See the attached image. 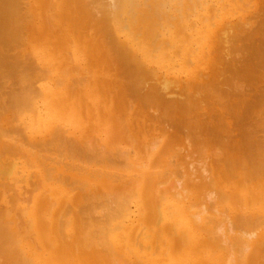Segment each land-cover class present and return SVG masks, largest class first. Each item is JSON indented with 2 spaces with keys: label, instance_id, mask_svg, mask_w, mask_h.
<instances>
[{
  "label": "bare ground",
  "instance_id": "6f19581e",
  "mask_svg": "<svg viewBox=\"0 0 264 264\" xmlns=\"http://www.w3.org/2000/svg\"><path fill=\"white\" fill-rule=\"evenodd\" d=\"M231 1L233 0H211L212 4L208 6L210 0H32L31 13H28V7L24 6L26 0H0V48L8 50L13 47L17 50L24 46L21 51L19 50L20 53L18 52L22 60L17 57L11 59L7 52L0 50L2 62L0 66H17L22 62L28 63L27 67L37 72L29 85L23 84L20 90L13 91L10 103L25 110L28 108L31 112L34 108L37 111L35 100L44 96L48 107V112L46 111L45 114L44 111L43 113L38 111L39 116L46 122L45 130L30 125L31 122L27 119L20 121L18 116L21 114H10L9 117L5 116L4 111L3 117H0L2 118L0 120L2 122L0 123V252L6 256V264H183L184 257L194 264H264L262 250L264 248V138L263 140L258 138L259 141L253 140L254 142L249 141L252 142L250 147L254 152L248 154L242 141L239 142L236 133H233L236 132L234 128L238 126L234 127L233 120L229 119V116L236 120L247 117L252 111L248 113V108L259 105L263 108L262 113H259L260 109H256L255 112L259 115L252 108V113L258 116L259 122L257 123L254 118L256 115L251 120L256 121L254 123H257L255 124L258 125L257 127L264 129V91L257 94L256 100L249 99L247 95L244 100L240 95L243 97L245 91L240 89L231 93L227 90L225 98L228 100H222L219 94L222 101L216 102L224 103V107H227L224 111L217 106L218 104L213 105V101L212 103L205 100L206 97L202 96V94L205 96V92L201 91L208 86L207 84L213 86L215 79L216 81L221 79L231 56L230 39H234L241 30L248 28L252 23L249 20L242 21V16L239 17L240 20L233 18L234 13L238 14L240 8L235 4L230 7ZM246 3L248 4L247 1L245 5ZM200 9L206 11L203 21H211V24L213 22L219 28L216 32L219 31V34H216L217 39L214 40L218 43L217 47L214 45L216 48L213 49L214 58L213 50H209V45L205 44L208 40L204 39L205 45L203 48L200 47L204 40L196 42L197 31L192 33L189 29V26L193 25L189 17H193ZM199 16L202 17L201 14ZM204 25L201 35H211V29L205 31L209 24ZM80 28L90 30L89 44L79 51L86 65L84 68L82 64L71 65L75 51L70 49V44L73 34L78 33L77 30L79 31ZM54 30L56 44L52 46L43 44L45 36L50 34L54 36ZM92 42L95 43L91 44ZM215 42L213 43L216 44ZM26 43L30 46L25 47L28 45ZM51 52H55L54 58L59 57L58 61L56 60L57 65L56 62L53 63L54 58H50L51 56L46 58L47 53ZM98 58H103L107 65L105 69L115 67L119 73L123 72L128 78L130 77L132 81L130 85L134 91L140 93L143 103L157 107L156 111L154 110L156 113L157 109L161 108L162 115L168 119L180 117L178 120L181 121L177 125L181 126L182 130L186 131V125L195 123L192 128L191 125L187 126L195 132L194 136L202 138L201 134L211 132L212 127L215 136L219 135L218 131H224L226 136L230 138L234 136L232 139H235L229 141L231 142L228 143L229 145L226 144L223 153H217L212 157L203 156L204 158L201 155L203 162L209 160V163L208 165L205 163L202 172L197 162L199 169L195 164H193L195 167L192 165L191 169L193 171L195 168V178L198 179L194 180L192 179L194 176H191L194 174L188 171H191L190 163L195 159L191 158L193 161L190 162V157L188 159L186 157L188 155L185 154L184 157L187 158L185 160L189 161L187 166L189 168H186L188 171L182 172L183 167L178 163V167L181 166V170L179 169L181 172H178L182 177L176 176L177 162L182 161L181 152L186 149L192 157L198 153L196 146L194 147L196 141L190 139L189 133L181 143L180 149H184L182 151L178 150L179 147L170 149V146L165 145L169 141L167 139L169 135L166 133L160 134L159 137L154 136L151 140H146L145 137L143 143H137L131 134L136 142L132 144L134 147L129 145L131 147L127 148L125 143L132 139L130 135L128 136L131 131H128L124 122L128 116L122 117L123 119L119 116L120 118H116L106 132L105 145L98 143L101 141L100 137H93L92 134L97 131L93 123L87 127V133L80 132V135L69 136L65 128L58 126V121L77 128L80 117L78 112L86 108L90 113L105 110L100 101L95 100L98 97L95 93L92 98L96 105L93 106L82 105L72 100L75 94L80 96L81 91L86 94L94 92L92 88H78L80 80L74 76V73L80 74L87 67L92 69ZM198 64H207L209 72L201 71L196 66ZM105 69H103L104 76L107 71ZM70 73L73 75L70 77L71 81L68 80ZM190 73L199 75L193 76ZM90 74L88 76L90 80H98V74L94 77ZM185 74L191 76V78L186 77L187 81L182 77ZM201 74L205 76L202 77ZM259 74L256 73V76L261 78L262 75ZM46 79L54 81L56 85L40 82L47 81ZM246 79L250 80V78ZM72 81L74 84H68L65 88L67 82ZM261 82L262 79L258 83L263 86ZM253 83H257V80ZM240 84H242L241 80ZM234 85L236 87L239 84ZM238 87L241 88L240 85ZM252 91L254 93V90ZM248 95L250 96V93ZM214 96L216 95H213V98ZM237 98L242 100L238 102L235 100ZM206 101L211 102L212 105L206 106ZM129 103L131 108L133 104ZM4 107L5 105L0 103V112ZM72 113L76 118L71 117ZM185 113L190 115L184 118ZM100 115H96L93 122ZM220 115L222 117L220 122L224 120V124L217 129L214 120ZM242 126L248 127V125ZM253 129H249L252 134L248 130V133L244 131L248 138L257 132V129ZM261 133L264 134V131ZM226 142L224 140L223 143ZM58 144L71 147L69 149L72 157L58 154L61 151L52 153V147ZM202 145L204 144L199 141L200 150L208 143ZM66 146H64L65 150ZM205 149L209 148L205 146ZM169 150H173L174 157L169 155L166 158ZM204 150L202 153H207V150ZM200 152L199 154H202ZM132 155L135 158H132ZM142 157L147 164L136 162ZM176 157L181 159L178 161ZM158 160L161 162L157 167H162V170L153 171L156 167L154 164ZM110 167L117 170H111ZM26 169H36V171H29L30 173L26 174ZM70 169H77L78 173H66ZM118 169L130 172L119 173ZM196 171L199 175L204 172L206 178L207 173L212 176L208 177L210 178L208 181H205L208 178H204L205 180L202 179L204 181L200 182L201 176ZM155 173L158 175L153 177L152 174ZM49 181L53 183H48L49 188L44 191L43 187ZM56 183L62 184L63 187L50 186ZM181 183L184 185L182 186ZM201 187L208 191L204 192L203 196L198 195L197 189ZM108 190H112L111 193L107 192ZM187 192L198 201H191V204L182 201L192 199L186 195ZM196 193L198 197H194ZM2 199L4 201H1ZM133 199H137L139 203L140 215L137 219L135 210L129 206ZM204 199H207L206 203L203 202ZM208 199H219L224 204L227 203L238 209L224 206L220 210L217 208L219 204L216 206L214 203L209 207ZM56 204L59 205V210L54 208ZM224 204L220 203V207ZM162 206L165 208L162 209ZM117 219H123L121 226H118V223L117 227L108 224ZM71 228L74 231L69 234ZM150 248L151 250L153 248L152 254L147 252Z\"/></svg>",
  "mask_w": 264,
  "mask_h": 264
},
{
  "label": "rangeland",
  "instance_id": "374dc122",
  "mask_svg": "<svg viewBox=\"0 0 264 264\" xmlns=\"http://www.w3.org/2000/svg\"><path fill=\"white\" fill-rule=\"evenodd\" d=\"M27 1H28V3H27ZM236 2H234V0L233 1H231L230 2V7H231V5L232 6H234V4L235 5H239V8H240V11H238V14H236V13H234V15H233V18L235 19H239L240 20V18L239 17H241V20L242 21H244V20H249V21H252V23H251V25L250 26H248V28L246 27L245 29H243V30H241V32L238 34V36H235L234 37V39L232 38V39H230V43H229V53H230V58H229V60H228V65H230V66H226V68H225V70H224V75H222L221 76V79H219L220 80V82H219V80H217L216 81V79H215V81H214V84H213V86H211V85H209V84H207L208 86H206V87H204L201 91H202V93H204L205 94V96L202 94V96H203V98L204 97H208V99H206V98H204L205 100H209V101H213L212 103H213V105H217L221 110H226L227 109V107L225 108L224 107V103H221L220 101H219V103H216V102H218L217 100H221L220 99V95H221V98H222V100L223 99H226L225 98V96H226V92H231V93H234L235 91H240V89L241 90H243V92H244V96L242 97L241 95H240V98H243L244 100H245V98H246V95H247V97L249 98V99H251V98H255V100H256V97L258 98V93H260L261 91H264V77H263V75L264 74H262V73H264L263 71H264V0H251L250 2H249V0H235ZM248 2V6L247 5H245V2ZM256 1V2H255ZM31 2H32V0H26V5L24 4V6H26V7H28L27 9H28V13H31ZM252 2H253V4L254 5H252ZM255 3L257 4V5H255ZM258 3H260V5L258 4ZM208 4V6H210L212 3H211V0H210V3L208 2L207 3ZM252 5V6H251ZM30 8V9H29ZM259 8V9H258ZM26 9V10H27ZM236 10H237V8H236ZM203 11V12H202ZM204 11L205 10H202V9H200L199 11H197V12H195V17L193 16H191V17H189V21L191 22V21H193V25H191V26H189V29H191V31H192V33H193V31H197V33L200 35H198V34H196V36H195V38H196V42L198 41V42H201V41H203L204 39H206V40H208V41H206L205 42V40L201 43V45H200V47H202L203 48V45H205V44H208L209 45V50H213V49H215L216 50V48H214V45H216V47H217V42H215L214 40H215V38L217 39V35L219 34V31H218V33H216L217 32V30H219V28H217V26L215 25V24H213V22H212V24L209 22H205V21H203V16H205L206 15V11H205V13H204ZM199 12H200V14L202 15V17L201 16H199L200 14H199ZM256 12V13H255ZM253 13H255V14H253ZM198 14V15H197ZM253 15H257L256 17L255 16H253ZM245 16V17H244ZM250 16H252L253 18L251 19V17ZM193 18H194V20H193ZM199 18V19H198ZM201 18H202V22H201ZM245 18V19H244ZM251 20H250V19ZM227 20H229V19H227ZM195 21V22H194ZM25 22H26V20H25ZM201 24H200V23ZM206 25V24H209V25H207L206 26V32L208 31V29H211V31H212V34L211 35H207V36H205V34H204V36H203V34L201 35V31H202V27H203V25L204 24ZM203 24V25H202ZM188 25H190V24H188ZM197 25V26H196ZM204 25V26H205ZM259 25V26H258ZM261 25V26H260ZM192 26H193V28H192ZM200 26V27H199ZM251 27V28H250ZM253 27V28H252ZM201 28V29H200ZM204 28V27H203ZM258 28V29H257ZM254 29V30H253ZM41 31L43 30V24L41 25V29H40ZM70 30H72V29H70ZM69 30V31H70ZM77 30V29H76ZM75 30V31H76ZM259 30H261V31H259ZM204 31V30H203ZM254 31V32H253ZM77 32L78 33H74L73 34V38H72V42H71V44H70V49H73L75 52H74V56H73V63L71 64L72 66H77V65H79V64H82V66H83V68L86 66L85 64H84V59H83V57H82V53H79V51L80 50H82L85 46H87L88 44H89V41H90V36H89V33H90V30H82L81 28H80V30L78 31L77 30ZM81 32H82V34H81ZM206 34H208V33H206ZM217 34V35H216ZM83 35V36H82ZM261 35V36H260ZM210 36V37H209ZM212 36H213V38H212ZM202 39V40H200V38ZM202 37H205V38H202ZM257 37V38H256ZM46 38V39H45ZM210 38V39H209ZM50 39V40H49ZM257 39V40H256ZM52 40V41H51ZM83 40V41H82ZM209 40H211V41H209ZM24 41H26V39L24 40ZM48 41V42H47ZM232 41V42H231ZM238 41H240V42H238ZM260 41V42H259ZM50 42V43H49ZM56 42H57V40H56V37H55V30H54V36L52 37V35L50 34V35H47V36H45L44 37V40L42 41V43L43 44H46V45H49V46H52V45H55L56 44ZM204 42H205V44H204ZM213 42H215L216 44H214ZM236 42H238V43H236ZM95 42H92L91 44H94ZM194 44H195V42H193ZM213 43V44H212ZM16 44V43H15ZM26 44H28V45H25V47H28V46H30V44L29 43H26ZM236 44V45H235ZM240 44V45H239ZM197 45H199V44H197ZM24 47V46H23ZM23 47H21V48H23ZM256 47V48H255ZM19 48V47H18ZM21 48L20 49H14L13 47H12V49H5V48H0V50H4V52H7L6 54L11 58V59H15L16 57L18 58V59H21L22 60V57H21V55L19 54L20 53V51H21ZM232 49V51H231V49ZM259 50H258V49ZM20 50V51H19ZM215 50H213V53H212V57L214 58V56H213V54H215ZM221 50V49H220ZM252 52H251V51ZM8 51H10L9 53H8ZM222 51V50H221ZM244 51V52H243ZM246 51V52H245ZM19 52V53H18ZM235 52H238V53H235ZM12 53H14V54H12ZM18 53V54H17ZM19 55V56H17V55ZM48 55H46V58L47 57H50V58H54V55L56 56V54H55V52L53 53V52H51L50 54L49 53H47ZM216 54H218V53H216ZM85 55H86V52H85ZM238 55V56H237ZM91 56V55H90ZM87 57V56H86ZM56 58V59H55ZM54 59H53V63H55L56 62V65H57V61H58V59H59V57H55ZM208 58H209V56H208ZM239 58V59H238ZM258 59H260V60H258ZM57 60V61H56ZM74 60H75V62H74ZM77 60V61H76ZM236 60H237V63L239 64H237L236 63ZM242 60V61H241ZM103 62V64H102V62ZM239 61V62H238ZM246 61V62H245ZM97 62V63H96ZM229 62H234V63H232V64H229ZM241 62V63H240ZM0 63H2L1 61H0ZM98 63L100 64V65H98ZM27 64L28 63H22V62H20V64L19 65H17V66H11V67H5V66H0V82H1V86H0V91L3 93V94H1V92H0V103H3L4 105H5V107L2 109V113L0 112V117H3V112H4V114H5V116H9V117H11L10 116V114L12 115V114H14V115H19V114H21L20 116H18L19 117V120L21 121V120H23V119H27L29 122H31V124L30 125H33L34 127H36V128H41L42 130H45V126H46V122L44 121V119L41 117V116H39V114H38V111H44V113L43 114H45V112L47 111L48 112V107L46 106L47 104H46V100H45V98H44V96H42V97H40V98H38V99H36L35 100V102H37V105H36V107L38 106V109H37V111H36V109L34 108V111L32 110V112L30 111V110H28V108L25 110L24 108H22V107H18L17 105H14V104H11L10 103V97L13 95V91H16V90H20V87L22 88L23 87V84H24V86H26V85H29L30 84V82H31V80H32V78L34 79L35 78V76H36V74H37V72H36V70H34V69H32V68H28L27 67ZM207 64H208V62H207ZM207 64L206 65H200V64H198V65H196L197 67H199L200 69H201V71H204L205 73H208L209 71H208V66H207ZM241 64V65H240ZM247 64V65H246ZM98 65V66H97ZM234 65V66H233ZM236 65V66H235ZM238 65V66H237ZM99 66H100V68H99ZM106 63L103 61V58H98L96 61H95V64H93V67H92V69H89L88 67H87V69H84L80 74L79 73H74V76H77L78 77V79L80 80L79 81V83H78V88H80V89H85V88H89V89H91L92 88V90L94 91L93 93H91V94H86V93H84V92H82L81 91V93H80V96H77V94H75V96H73L72 97V100H74V101H76V102H78V103H80V104H82V105H90V104H92V106L93 105H96V104H94L95 103V100H98V101H100V103H101V106H103V108H105V110H104V112H96V113H90L89 112V109H84L82 112H78V116H80V117H78V119H79V123H77V128H75V127H73L72 125H70V124H68V123H63V122H57L58 123V126L59 125H61V127H63V128H65L67 131H68V134H69V136H71V135H74V134H79L80 135V132H83V133H87V131H88V128L87 127H89L90 125H91V123H93V124H95V126H96V130L97 131H95L92 135H93V137H100L101 138V141L100 142H98L100 145H105L106 144V142H105V139H106V137H107V133L106 132H108V130H109V128L113 125V123H114V121L116 120V118H120L119 116H121V118L123 117H125V116H128V119L127 120H125L124 122L126 123V128L128 129V131L130 132V134L128 133V136L130 135L131 136V134H132V136L136 139V141H137V143H143V139L145 138L146 140L148 139V140H151V139H154V136H161L163 133L165 134H168L169 136L167 137V139L169 140V141H167V143L165 144L166 146L168 145V146H170L171 148L170 149H173V148H175V147H179L178 148V150L180 151H182V150H184V149H180L181 148V143L182 142H184L185 141V138L187 137L186 136V134H188V136H191L190 137V139L192 140V141H196V142H194V143H196V144H198L199 145V141H200V143H202V144H206V143H208V145H205V146H207V148H209L208 150H210V151H208L207 149H205V146L204 145H202V146H204V148L202 149V150H200L199 148V146L198 145H194V147L196 146V151H198V153L194 156V157H192L191 155H190V152L189 151H187L186 149L183 151V152H181V153H183L182 155L183 156H181V158H182V163L179 161L181 158H179L178 159V157H176V160H178L179 162H177L176 160V162H177V164L179 163L183 168H181V166L180 167H178L179 166V164L177 165V167H176V170H177V173H176V176H178V177H182V174H180V172L182 171V172H185L184 170H186V168H189V167H187L188 166V163H189V161L190 162H192L194 159L196 160H194L195 161V163H190L191 164V166H190V168H189V170H191V171H188V169L186 170V171H188L189 173H193L194 175H191V176H194V178H192V179H197V178H195V168L193 169V171H192V169L191 168H193L192 167V165L193 164H195L196 165V162H197V164H198V166H201V168H200V172H202L201 171V169H202V167L203 166H205V163H206V165H208L207 163H209L208 161V159H206V160H208V161H206V162H203V156H215L217 153H223L224 151H225V147H227V145H229L228 143H231L232 142V140H234V139H232L233 137L231 136V138L227 135L226 136V133L224 132V131H222V132H220V131H218V133H219V135L218 136H215L213 133H212V131H214V129L211 127V132L209 131V132H207V133H204V134H201V133H198V134H201V137L202 138H200V136H194L195 134H193V133H195L191 128L192 127H194L195 126V123H193L194 125H191V124H188V125H186V131H184V130H182V127L181 126H179V125H177L178 123H179V121H181V120H178L180 117H178L177 119H176V116L175 117H173V119H168L167 117H165V115H162V109L160 108V109H157L158 110V112L156 113L155 111H156V108L157 107H150L149 105H147V104H145V103H143V101L141 100V96H140V93L139 92H135L134 91V88L130 85V83L132 82L131 81V78L129 77H127V75L126 74H124L123 72L122 73H119L118 72V70H116V68L115 67H109V69L107 70V69H105L106 68ZM203 66V67H202ZM250 66V67H249ZM253 66V67H252ZM39 67V66H38ZM235 67V68H234ZM234 68V69H233ZM237 68V69H236ZM255 68V69H254ZM263 68V69H262ZM16 69H18V71L16 70ZM103 69H105V70H107L106 72H105V74H106V76H104L103 75ZM249 69V70H248ZM27 70V71H26ZM31 70V71H30ZM246 70V71H245ZM26 71V72H25ZM97 71V72H96ZM36 72V73H35ZM92 72V73H91ZM228 72H229V74H231V75H229L228 74ZM248 72V73H247ZM251 72H253V73H251ZM19 73V74H18ZM90 75H92L93 77L96 75V74H98V80H96V81H94V80H90L89 78H88V76H89V74ZM102 73V74H101ZM189 73V72H188ZM239 73H242V74H239ZM256 73H260L259 74V76H261L262 75V77L260 78H258L257 76H256ZM76 74V75H75ZM102 75V78H101V75ZM191 74V73H190ZM197 74V75H196ZM249 74V75H248ZM250 74H252V75H250ZM191 75H196V76H198L199 74L198 73H192ZM202 75V74H201ZM204 75V74H203ZM203 75H202V77H203ZM253 75H254V77H253ZM73 75L70 73V75H69V78H68V80L69 81H71V78L70 77H72ZM117 76V77H116ZM205 76V75H204ZM211 76H215V75H211ZM241 76H243V77H241ZM248 76V77H247ZM26 77V78H25ZM182 77H184V79L186 80L187 78L186 77H190L191 78V76H188L187 74H185V75H183ZM234 78V80H233V78ZM250 78V80L249 79H246V78ZM9 78V79H8ZM100 78V79H99ZM189 78V79H190ZM223 78V79H222ZM237 78V79H236ZM254 80H253V79ZM258 78V79H257ZM103 81H102V80ZM183 79V80H184ZM236 79V80H235ZM252 79V80H251ZM257 80V83H258V81H259V83H260V80L262 79V82H263V86H262V84H257V83H253V81H255L256 82V80ZM260 79V80H259ZM24 80V81H23ZM47 81H45V80H41L40 82L41 83H44V82H47V83H50L51 85H56V83L54 82V81H52V80H48V79H46ZM105 80V81H104ZM127 81V83H128V85H126L127 83H125L126 81ZM184 80V81H185ZM188 80V79H187ZM186 80V81H187ZM233 80V81H232ZM240 80H241V83L243 84H240ZM244 80V81H243ZM246 80V81H245ZM27 81V82H26ZM29 81V82H28ZM43 81V82H42ZM51 81V82H50ZM203 81H205V80H203ZM203 81H201V82H203ZM239 81V82H238ZM8 82V83H7ZM17 82V83H16ZM54 82V83H53ZM99 82V83H98ZM222 82H224L223 84H222ZM238 82V83H237ZM243 82H245V84L243 83ZM261 82V83H262ZM47 83H44V84H47ZM72 83V84H71ZM83 83H85V84H83ZM219 83V84H218ZM249 83H250V85H249ZM5 84V85H4ZM68 84L69 85H73L74 83H73V81L72 82H67V84L65 85V88L68 86ZM217 84V85H216ZM225 84H226V86H225ZM234 84H239L240 86H241V88L240 87H238V86H236L235 87V85ZM246 84H248V85H246ZM253 84H255V86L253 85ZM21 85V86H20ZM43 85V84H42ZM126 85V87H124ZM216 85V86H215ZM223 85V86H222ZM228 85V86H227ZM245 85V86H244ZM257 85H258V87H257ZM15 86V87H14ZM61 86H64V85H61ZM61 86H59V87H61ZM131 86V87H130ZM220 86V87H219ZM229 86H231V87H229ZM243 86V87H242ZM251 87V88H249V87ZM253 86V87H252ZM125 89H124V88ZM225 87V88H224ZM234 87L236 88V90L234 89ZM255 87V88H254ZM259 87H261V89H259ZM219 88V89H218ZM231 88V89H230ZM243 88V89H242ZM246 88H247V91H246ZM258 88V89H257ZM129 89V90H128ZM207 89H209V90H207ZM211 89V90H210ZM212 89H214V90H212ZM221 89H223V90H221ZM258 90V92H256V90ZM5 90H6V92H5ZM228 90V91H227ZM231 90V91H230ZM252 90H254V93H253V91ZM80 91V90H79ZM128 91V92H127ZM200 91V92H201ZM210 91V92H209ZM212 91V92H211ZM234 91V92H233ZM92 92V91H91ZM134 92V93H133ZM219 92V93H218ZM97 94L98 95V97H97V99H93L92 98V95L93 94ZM126 93V94H125ZM131 93V94H130ZM137 93V94H136ZM223 93V94H222ZM224 93H225V95H224ZM250 93V96L248 95V94ZM200 94V93H199ZM200 94V95H201ZM211 94H212V96H211ZM220 94V95H219ZM199 95V96H200ZM213 95H216V96H214L215 98H213ZM202 96H200V97H202ZM228 96V95H227ZM137 97V98H136ZM216 97L218 98V99H216ZM228 97H230V96H228ZM239 97V96H238ZM245 97V98H244ZM84 98V99H83ZM135 100H134V99ZM213 98V99H212ZM240 98H237V99H235L236 101H241V100H239ZM2 99V100H1ZM82 99V100H81ZM204 99H203V102H205L204 101ZM215 99V100H214ZM42 100V101H41ZM71 100V101H72ZM111 100V101H110ZM221 100V101H222ZM226 100H228V99H226ZM70 101V102H71ZM209 101H206V106H210V105H212V103L211 102H209ZM8 103V104H6V103ZM129 102H132V107L130 108V103ZM134 102V103H133ZM139 102V103H138ZM40 103V104H39ZM45 103V104H44ZM216 103V104H215ZM221 103V105H219ZM40 105V106H39ZM45 105V106H44ZM113 105V106H112ZM222 105H223V107H222ZM114 107V108H112V107ZM222 107V108H221ZM257 107V108H256ZM255 108H253V106L252 107H250V108H248V113L250 112V110H252L253 111V109H255L254 110V112L256 111V109H260V111H259V113H262V107L260 108V106L259 105H257ZM253 108V109H252ZM12 110L11 111V113H10V110ZM141 109H142V111H141ZM8 110V111H7ZM20 110V111H19ZM24 110H25V112H24ZM150 112H149V111ZM155 110V111H154ZM17 111V112H16ZM23 111V113H21ZM35 111H36V113H35ZM252 111L249 113L251 116H249V114H248V118L245 116L244 118H240V119H238V120H236V118H233V117H231V116H229V119L230 120H233L232 122L234 123V127H237V128H234V131H236V132H233V133H236V135H237V140H240L239 142H241L242 141V145H243V147H244V149H245V151L248 153V154H252L253 152H254V149L252 148V147H250V143H252V142H254V141H259V139L260 140H263V138H264V134L263 133H261V132H263L264 131V129L263 128H260V127H257L255 124H257L259 121V119H258V116L257 115H259V114H257L256 112V114L255 113H252ZM162 112V113H161ZM8 113V114H7ZM100 113H101V115H100ZM103 113V114H102ZM159 113H161V114H159ZM111 114V115H110ZM13 115V116H14ZM24 115H25V117H24ZM99 116L100 115V120H99V118L98 117H96L97 119H96V121L95 122H93V120H94V117L95 116ZM184 115V116H183ZM182 116L185 118V116H188V115H190V114H183ZM254 115H256L255 117H254ZM104 116L106 117V118H104ZM158 116L160 117L159 119H158ZM71 117L73 118H76L75 117V115L72 113L71 114ZM141 117V118H140ZM162 117V118H161ZM228 117V116H227ZM251 117V118H250ZM256 119V121H257V123H254V122H256L255 120L254 121H252L251 119H254V118ZM257 117V118H256ZM22 118V119H21ZM122 118V119H123ZM220 118H222L221 117V115L220 116H218V120L215 118V120H214V124L215 125H217L216 126V128L217 129H219V126H221L222 124H224V120H222V122H220L221 120H220ZM232 118V119H231ZM250 118V121L248 120ZM2 118H0V120H1ZM42 119V120H41ZM247 119V120H246ZM143 120V121H142ZM172 120V121H171ZM174 120V121H173ZM242 120H244V121H242ZM98 121V122H97ZM168 121V122H167ZM242 121V122H241ZM81 122V123H80ZM144 122V123H143ZM166 122V123H165ZM238 122V123H237ZM0 123H2V122H0ZM34 123H35V125H34ZM103 123V124H102ZM143 123V124H142ZM164 123H165V125H164ZM163 124V125H162ZM172 126H171V125ZM220 124V125H219ZM244 125V126H247L248 125V127H243L242 125ZM1 125V124H0ZM3 125H4V123H3ZM2 125V126H3ZM102 125V126H101ZM106 125H108V126H106ZM190 125H191V128H189L190 127ZM208 125V124H207ZM213 125V124H212ZM242 127H241V126ZM165 126H167V127H165ZM187 126H189L188 128H187ZM241 127V128H240ZM68 128V129H67ZM107 130H106V129ZM169 128H172L171 130H169ZM243 128H244V130H243ZM248 128V129H247ZM251 128L253 129V130H256L257 129V132H255L251 137H247V135H246V133H248V131H249V129L251 130ZM70 129V130H69ZM245 129H247L246 131H245ZM176 130V131H175ZM225 130V129H224ZM262 130V131H261ZM104 131V132H103ZM142 131V132H141ZM239 131V132H238ZM246 133H245V132ZM74 132V133H73ZM249 132H251V134H252V131H249ZM97 135H96V134ZM182 133V134H181ZM209 133V134H208ZM210 133H212L213 135L211 136V134ZM222 133V134H221ZM225 133V134H224ZM260 133V134H259ZM161 134V135H160ZM197 134V135H198ZM258 134V135H257ZM263 134V135H262ZM222 135V136H221ZM254 135H256L255 137H254ZM102 136H103V138H102ZM129 136V137H130ZM132 136H131V138H132ZM182 136H184V138L182 137ZM194 136V137H193ZM213 136H215V138L213 137ZM224 136V137H223ZM240 138H239V137ZM245 136V137H244ZM258 136V137H257ZM262 136V138H260ZM141 137V138H140ZM195 137H197L196 139H195ZM223 137V138H222ZM226 137H228V138H226ZM105 138V139H104ZM134 138H132V139H129L130 141H132V143L129 141V142H126L125 143V145H126V147L128 148L129 147V145H131L132 146V144L134 145V143L136 142L135 140H134ZM141 139V141H140V139ZM157 138V137H156ZM217 138V139H216ZM226 138V139H225ZM254 138V139H253ZM259 138V139H258ZM202 139V140H201ZM214 139V140H213ZM216 139V140H215ZM231 139V140H230ZM146 140H144V141H146ZM190 140V141H191ZM221 140V141H220ZM224 140L225 141H227L226 143H223L224 142ZM247 140V141H246ZM252 140V142H249V141H251ZM254 140V141H253ZM27 141H28V139H27ZM198 141V142H197ZM215 141H216V143H215ZM229 141H231V142H229ZM205 142V143H204ZM105 143V144H104ZM127 143H130V144H128L127 145ZM191 143H193V142H191ZM221 143H223L222 145H221ZM244 143V144H243ZM224 144H225V146H224ZM227 144V145H226ZM63 146L62 147V149L60 148L61 146ZM138 145V144H137ZM218 145V146H217ZM247 145H248V148H247ZM57 146H59V147H57ZM57 146H53L52 147V151L50 150V152H52V153H58V152H60V153H58V154H60V155H63V156H71L72 155V152L70 151V149H71V147H69L68 148V146H66V145H64V144H58ZM64 146H66V150H65V147ZM130 146V147H131ZM136 146V145H135ZM201 146V147H202ZM56 147V148H55ZM129 147V148H130ZM132 147H134V146H132ZM58 148V149H57ZM61 150H60V149ZM211 148V149H210ZM54 149H56V151L54 150ZM176 149V148H175ZM207 150V153H204V154H206V155H204L203 153H202V151L203 150ZM217 149H219V150H221L220 152H219V150H217ZM58 150V151H57ZM67 150H69L68 152H67ZM204 150V151H205ZM64 151V152H63ZM199 151H201L200 153H202V154H199ZM172 152V153H171ZM177 152V151H176ZM67 153V154H66ZM174 152H173V150H169L168 152H167V154H166V158H168L169 157V155L171 156L172 154H173ZM210 153L212 154V155H210ZM188 155V156H186L188 159H189V157H190V160L189 161H186L187 160V158L186 157H184L185 155ZM209 154V155H208ZM174 155V154H173ZM172 155V157H174ZM202 155V157L203 158H200V156ZM175 156H177L176 155V153H175ZM72 157V156H71ZM132 158H135V156H133L132 155ZM143 158L144 157H142V158H140L138 161H136V160H134V161H136L137 163H141V162H143V164L146 162V161H144L143 160ZM184 158V159H183ZM191 158L193 159V160H191ZM200 158V159H199ZM186 159V160H185ZM205 159H204V161H205ZM184 160V161H183ZM66 162V161H65ZM65 162H64V164H65ZM160 162H161V160H158V161H156L155 162V166L156 167H154V169H153V171H155L156 169L158 170V169H160V170H162V167H160V166H158L157 167V165H159L160 164ZM67 163V162H66ZM187 163V164H186ZM146 164H147V162H146ZM186 164V165H185ZM90 166H92V165H90ZM194 166V165H193ZM197 166V165H196ZM197 166V167H198ZM68 167V166H67ZM195 167V166H194ZM196 167V168H197ZM207 167V166H206ZM205 167V168H206ZM64 169H67V168H65V167H63ZM111 168V167H110ZM182 170H181V169ZM185 168V169H184ZM172 169H175V168H172ZM181 171H180V170ZM198 169H199V167H198ZM110 170V169H109ZM111 170H117V169H115V168H111ZM118 170H120V169H118ZM160 170H158V172L160 171ZM197 170V169H196ZM206 170L208 171V173L210 174V172H209V169H208V167L206 168ZM34 172V171H36V169H26V174H28V173H30V172ZM78 170L77 169H70V170H67L66 171V173H68V174H75V173H78L77 172ZM121 171H123V169L122 170H120V171H118L119 173L121 172ZM124 171H125V169H124ZM123 171V172H124ZM178 171H180V172H178ZM122 172V173H123ZM128 172H130V171H125L124 173H128ZM123 173V174H124ZM180 175H179V174ZM196 173H198V175H199V172H197L196 171ZM205 173H206V171H205ZM207 173V175H208V177H210V176H212V175H209ZM125 174V175H126ZM178 174V175H177ZM158 174H152V176L154 177V176H157ZM151 176V177H152ZM199 176H201L200 177V179L201 180H199L200 182H202V181H204L205 179H207L206 178V176H205V174H204V172L203 173H201V175H199ZM202 176H205V177H203L202 178ZM127 177V176H126ZM125 177V178H126ZM187 177H189V176H187ZM205 178V179H204ZM212 178V177H211ZM216 178V177H215ZM155 179H156V177H155ZM202 179H204V180H202ZM210 178H208L207 180H205V181H208ZM125 180V179H124ZM184 180V179H183ZM198 180V179H197ZM185 181V180H184ZM183 181V182H184ZM52 181H49V182H47L46 183V185L49 183V184H52L51 183ZM182 182V181H181ZM49 184L47 185V187H43V189H44V191L47 189V188H49L48 186H49ZM119 184V182H117V184L116 185H118ZM182 184V186L184 185V183H181ZM50 186H53V187H55V188H57V187H63L62 186V184H53V185H50ZM40 188H42V187H40ZM64 188H66V187H64ZM198 190V195L200 196H203L205 193L204 192H208L204 187H201V188H199V189H197ZM197 190H195V191H197ZM211 190V189H210ZM43 191V192H44ZM110 191H112V190H108L107 192H110ZM106 192V193H107ZM111 193V192H110ZM191 193V192H190ZM186 195H188V196H190V197H192V199H190V201H189V199H187V200H182V201H188L189 203L191 202V201H198L197 199H193V195L191 194H189L188 192L186 193ZM198 195H197V193H196V196H194V197H198ZM1 201H4V199H2ZM135 201V202H134ZM203 200H201V202H202ZM207 202V199H204V201L203 202ZM133 202L135 203V205L133 204ZM205 202V203H206ZM217 202V203H216ZM192 203V202H191ZM190 203V204H191ZM198 203V202H197ZM213 203H214V205H216V206H218V204H219V207H217L218 209H220L221 210V208L223 207L224 208V206L226 207V208H235V209H238L237 207H234V206H230V205H228L227 203V205L226 204H224V202L222 201V200H219V199H217V200H215V199H208V205H209V207L210 206H213ZM220 203H222V204H224V205H221V207H220ZM193 204H194V202H193ZM130 207H132V209L133 210H135V214L137 215L136 216V219L137 218H139V215H140V210H139V203H138V200L137 199H133V201H131L130 202V205H129ZM137 207H138V209H137ZM165 208V206H162V209H164ZM215 207V206H214ZM54 208L56 209V210H59L60 209V207H59V205H54ZM136 208V209H135ZM123 219H117V220H115V221H112V222H110V223H108V224H110L111 226H114V227H117V223H118V226L120 225L121 226V224H123L122 221ZM120 223V224H119ZM74 231V229H69V234H71L72 232ZM114 235H115V233H114ZM32 239H33V237H32ZM264 245V244H263ZM263 245H262V247H263ZM261 247V248H262ZM149 251H147V252H149L150 254H152L153 253V248H152V250H151V248L150 249H148ZM263 251H264V248L262 249ZM128 251L130 252V250L128 249ZM147 252H146V254H147ZM132 254H133V252H132ZM3 256V257H2ZM5 256V254L3 253V252H0V260L2 261H0V264L1 263H3V264H6L7 263V258H6V256ZM5 258V259H4ZM4 259V260H3ZM183 264H194V263H191L190 262V260L188 259V258H186V257H184L183 258Z\"/></svg>",
  "mask_w": 264,
  "mask_h": 264
}]
</instances>
